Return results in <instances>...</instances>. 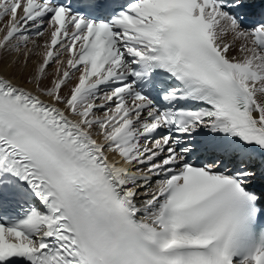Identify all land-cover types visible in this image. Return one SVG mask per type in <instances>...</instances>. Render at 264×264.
Instances as JSON below:
<instances>
[{
	"label": "snow or ice",
	"instance_id": "snow-or-ice-1",
	"mask_svg": "<svg viewBox=\"0 0 264 264\" xmlns=\"http://www.w3.org/2000/svg\"><path fill=\"white\" fill-rule=\"evenodd\" d=\"M0 264H264V0H0Z\"/></svg>",
	"mask_w": 264,
	"mask_h": 264
}]
</instances>
